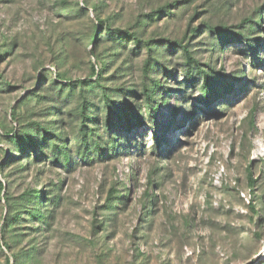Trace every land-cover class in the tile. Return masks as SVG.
Returning <instances> with one entry per match:
<instances>
[{"label": "rangeland", "instance_id": "1", "mask_svg": "<svg viewBox=\"0 0 264 264\" xmlns=\"http://www.w3.org/2000/svg\"><path fill=\"white\" fill-rule=\"evenodd\" d=\"M0 180V264H264V0H0Z\"/></svg>", "mask_w": 264, "mask_h": 264}, {"label": "trees", "instance_id": "2", "mask_svg": "<svg viewBox=\"0 0 264 264\" xmlns=\"http://www.w3.org/2000/svg\"><path fill=\"white\" fill-rule=\"evenodd\" d=\"M107 29H109V28H107ZM225 29V27H220V26H218V27H213L212 28V31H215V32H217V33H219V32H222L223 30ZM236 34H238V33H236ZM131 35V38L134 40V43L137 45H141V44H147L146 42H144V41H142L141 39H139V37H138V34L137 33H132V34H130ZM249 37H246V38H244V40H247V41H252V40H250V39H248ZM148 50H150L151 51V48H149L148 47ZM183 50L185 51V53H186V58H187V60H189V65L191 66V65H193V67L195 68V76L196 77H198L199 75H202V83H203V85H202V87H201V89H202V94L206 97L205 98V100H207V98H209L210 97V90L212 89V88H210L209 89V86H210V79H209V71L208 70H205V69H203L200 65H199V63H198V61H196L192 56H191V54H190V52H189V50L187 49V48H185V47H183ZM146 67L147 68H149V64H148V62H147V64H146ZM147 70V69H146ZM92 74L94 75V76H96L98 79L101 77L100 76V74L98 73V70H97V68H96V66L95 65H93L92 66ZM188 74V78L190 79V78H194L195 76L193 75L192 76V74L190 73V72H188L187 73ZM56 76H57V74H56ZM56 79V78H55ZM93 79H91L90 81H92ZM97 80V79H96ZM58 81H60L61 83H66V80H62V79H60V80H58ZM89 81V79H82V80H78L77 82L80 84L81 83V85H84L85 83H89L90 82ZM98 81V80H97ZM67 82H69V81H67ZM152 82H156V81H152ZM74 84H66V86L67 87H70V88H72V86H73ZM99 86H101L100 84H99ZM155 86H159V83L158 84H155ZM102 87V86H101ZM103 89H105L104 87H102ZM228 90V89H227ZM153 93H152V91L151 90H149V89H147V88H145L144 89V102H145V105H147V108L149 109V111L152 113V116L154 117L155 116V113L158 111V108H157V103H156V100L154 99V97H153V95H152ZM104 100H105V102L107 103L106 105H108V108H107V111H108V115L106 116V126H110L111 128L113 127V126H115L116 124H118L119 123V120H121L122 118H123V115H121V114H118L117 116H115L114 117V114H116V112H114V110H113V107L111 106V104H110V98H109V96L105 93L104 94ZM88 102H86V101H83V104H87ZM84 111H85V109H83L82 110V112L84 113ZM125 117V116H124ZM130 119L127 121V127H129L130 125ZM11 135H12V138L15 140V141H17V142H19L20 140L21 141H24V139H22V137H20L19 136V134H18V132H16V130L15 129H13V130H11V133H10ZM30 138V136H28V139ZM28 141V140H27ZM36 143H35V141L34 140H30L29 139V142H28V145L29 146H34ZM21 147H22V145H20ZM96 146H98V145H96ZM24 147V146H23ZM97 149H100L99 147H97ZM66 160V159H65ZM68 160V159H67ZM4 189H5V186H4V183L0 180V191L2 192V191H4ZM38 193L39 192H37V193H35V194H32V193H26V196H30V195H35L36 197H39L38 196ZM9 220H4L3 221V224H7L8 223V221H10V220H12L13 219V217H11V218H8ZM3 230V228L1 227L0 228V231H2ZM4 248H6V249H9V245L7 244V243H5V242H2V244H1ZM7 264H10V259L8 258L7 259Z\"/></svg>", "mask_w": 264, "mask_h": 264}, {"label": "water", "instance_id": "3", "mask_svg": "<svg viewBox=\"0 0 264 264\" xmlns=\"http://www.w3.org/2000/svg\"><path fill=\"white\" fill-rule=\"evenodd\" d=\"M259 255H260V254H259ZM253 262H254V260L251 261V263H253ZM251 263H250V264H251Z\"/></svg>", "mask_w": 264, "mask_h": 264}]
</instances>
